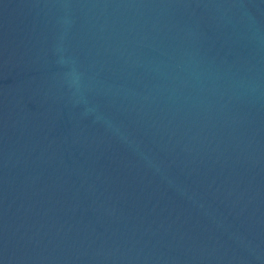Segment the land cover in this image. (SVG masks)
<instances>
[{"label":"water","instance_id":"water-1","mask_svg":"<svg viewBox=\"0 0 264 264\" xmlns=\"http://www.w3.org/2000/svg\"><path fill=\"white\" fill-rule=\"evenodd\" d=\"M0 264H264V0H0Z\"/></svg>","mask_w":264,"mask_h":264},{"label":"clouds","instance_id":"clouds-1","mask_svg":"<svg viewBox=\"0 0 264 264\" xmlns=\"http://www.w3.org/2000/svg\"><path fill=\"white\" fill-rule=\"evenodd\" d=\"M69 83L74 87H78L79 85V77L74 71L69 73Z\"/></svg>","mask_w":264,"mask_h":264}]
</instances>
